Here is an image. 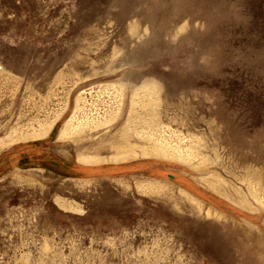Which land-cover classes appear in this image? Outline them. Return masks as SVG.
Masks as SVG:
<instances>
[{
    "label": "rangeland",
    "instance_id": "1",
    "mask_svg": "<svg viewBox=\"0 0 264 264\" xmlns=\"http://www.w3.org/2000/svg\"><path fill=\"white\" fill-rule=\"evenodd\" d=\"M0 264H264V0H0Z\"/></svg>",
    "mask_w": 264,
    "mask_h": 264
}]
</instances>
